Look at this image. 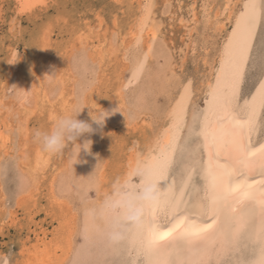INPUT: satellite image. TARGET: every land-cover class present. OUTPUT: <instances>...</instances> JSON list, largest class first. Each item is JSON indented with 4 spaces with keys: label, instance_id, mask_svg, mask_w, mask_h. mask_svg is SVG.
Listing matches in <instances>:
<instances>
[{
    "label": "bare ground",
    "instance_id": "1",
    "mask_svg": "<svg viewBox=\"0 0 264 264\" xmlns=\"http://www.w3.org/2000/svg\"><path fill=\"white\" fill-rule=\"evenodd\" d=\"M12 1L14 8L11 32L14 26L19 25L17 20L19 15L33 11L38 5L45 3V0ZM113 1V3H123V0ZM218 1L193 0L185 6L183 0H176L177 11L172 12L171 0H165L163 5L166 9L164 12L168 14L166 19L172 21L170 29H167L163 19L154 9L153 0H129L130 5L137 8V17L129 23L126 33L121 36V41H118L120 31L117 33L114 30L111 34L109 27L103 30L102 34H95L92 25L87 23V30H81L76 38L68 41V46L62 49V54L61 51L55 52L54 58H51L53 41L51 30L47 29L41 37V54L38 53L40 57L33 66L26 65L22 56L20 68L18 51L15 48L11 49L7 65L9 80L7 83H0V177L5 176L9 165L13 167L15 196L12 203L8 204V195L1 179L0 216L2 214L3 216L0 218V233L7 227H14L22 238L19 253L17 252L19 255L14 258L15 261L12 262L14 259H11L13 258L11 254L14 253L11 251L0 253V264H71L74 249L80 240L78 231L85 209L99 207L106 195L112 194L113 186L117 181L123 183L130 168L149 154L162 130L168 126L170 122L168 113L182 94L181 85L184 83L178 75L175 60L180 59L181 66H184L190 54L194 55L199 50L209 51L215 46L211 38L217 33L220 38V44L215 46L217 64L213 61L210 63L209 72L196 89L192 82L188 104L189 111L207 107L205 101L208 99L209 85L215 84L214 77L224 45L231 35L244 3V0ZM96 18L98 27L103 28L102 17L98 14ZM113 24L116 28V23ZM175 30L182 31L183 46L179 49L178 58ZM211 30L214 33L209 34ZM149 49L151 51L144 73L133 80L136 64L143 59V53L148 52ZM119 53L122 55L120 56ZM78 55L86 57L89 78L95 81L90 92L83 99L79 97V88L83 83L84 75L69 66L72 57ZM108 61L120 67V72L117 73L119 85L115 98L112 97L113 99L111 98L112 100L107 104H98L93 102L95 98H91V95L93 97L95 92L100 90L103 80L106 79L102 67ZM207 63L209 60L205 59L204 64ZM23 66H26L28 71H25L26 68ZM53 73L59 74L45 78L46 74ZM182 74L184 75V72ZM242 88L244 86H241V93ZM161 97L165 99L163 102L160 100ZM57 100L60 101L59 106ZM77 105L81 109L90 106L102 111L104 108L114 114L107 119L103 129L92 122L90 109L85 108L79 115L78 119L91 123L95 132L79 139V143L88 139L94 143L92 154L82 153L81 162L75 165V162H70L65 155L45 152L34 141L30 122L39 112L46 110L45 106H49L48 120L53 124L59 115L70 112ZM118 108L119 111H116ZM127 126L133 131L147 129L151 131V135L142 131V141L134 142L129 146L125 144L112 146L110 134H116L118 128L122 131L121 127L127 128ZM253 139L254 142L259 141L260 136L257 135ZM72 147L73 145L69 143L66 154ZM113 150L120 153L119 162L124 164L122 168L120 167L121 170L118 168V171H121L119 177L109 182V168L114 162ZM135 179L134 177V182ZM40 211L44 212V218H39ZM49 225L53 227L52 230L47 227Z\"/></svg>",
    "mask_w": 264,
    "mask_h": 264
},
{
    "label": "snow or ice",
    "instance_id": "2",
    "mask_svg": "<svg viewBox=\"0 0 264 264\" xmlns=\"http://www.w3.org/2000/svg\"><path fill=\"white\" fill-rule=\"evenodd\" d=\"M214 79L202 109L181 85L149 154L85 209L71 264H264V0H244Z\"/></svg>",
    "mask_w": 264,
    "mask_h": 264
},
{
    "label": "rangeland",
    "instance_id": "3",
    "mask_svg": "<svg viewBox=\"0 0 264 264\" xmlns=\"http://www.w3.org/2000/svg\"><path fill=\"white\" fill-rule=\"evenodd\" d=\"M164 1L165 0H153V6H154V9H155L156 13L158 14V16H160V18L163 19L164 26L167 27V29H170L172 21H170L169 19H166L168 14H166L164 12V10L166 11V9L163 5ZM183 1H184V5L186 6V5H189L190 3H192L193 0H183ZM221 1L222 0H219L218 2H221ZM12 2H13L12 0H0V16H1V20H0V79L1 80H0V83H3V82L7 83L9 80V78H8L9 77L8 66L7 65H8V59L10 58V55H11L10 53H11L12 48L17 49V51H18L17 52V54H18L17 58H18V62H19V67L21 66L20 57H22V56L25 59L26 65L33 66L34 64H37V62H35V61H38L37 59H39L38 57H40V54H41V46H42L41 37L43 36L44 32L47 29L51 30V35H52L51 37H52V41H53L51 49L53 51L51 50V56L50 57L54 58L53 54H55V52L57 53V52L61 51V54H62V52H63L62 49H64L65 47L68 46V43H69L68 41H71V39L73 40V38H76V35L81 30L82 31L87 30L86 29L87 23L92 25V28H93L92 30L95 34H102L103 30H105L107 28L109 29V27L111 29V30H109L111 34H113L112 32L114 30L117 31V33L120 31V33H119L120 37L118 38V41H121V38H122L121 36L126 33L128 27H129V23L132 21V19L137 17V15H136L137 14V8L135 6H131L129 0H123V3H116V2L113 3L114 2L113 0H45L44 4H41V6L38 5L36 8H34L33 11L30 10L28 13H26L24 15H19L17 17V20L19 21V25H18V27L14 26L15 28L11 32L10 26H12L11 20L13 18L12 14H13V8H14ZM171 2L173 5L172 6V12L177 11L176 0H171ZM200 3L201 2H199L198 5H200ZM185 12L186 11H184V14H185ZM95 14H97V15H95ZM98 14L104 20L103 28L98 27V19L96 18V17H98ZM165 20H166V22H165ZM113 23H116V26H117L116 28L114 27ZM95 26L98 28H96ZM76 27H78V28L76 29ZM175 33H176L175 34V42H176V47H177L176 57L178 58V56H180L179 49L182 48V46H183L181 43L182 42V40H181L182 39V31L175 30ZM212 33H214V32H212V30H211L209 34H212ZM216 34L217 33H214L213 37L211 38V40H212L211 42L215 43V46L220 44V38L218 37V34L217 35ZM259 40H261L260 34L257 35L256 45H259V43H260ZM16 43H17V45H16ZM118 44H119V42H118ZM215 46L211 47L209 49V51L199 50L194 55L190 54L188 56V60L184 66H181L182 62L180 59H176L175 63L178 66L177 72H178L179 77L184 82L186 80H188V78L191 79V77H192L191 80L194 83L193 87H195V89H196V87L199 85V83H201L203 81V79L205 78L204 76H206V74L209 72L208 68L210 67V63L213 61L215 64H217L216 60H215V59H217V56H216V52H217L216 47L217 46L216 47ZM38 53H40V54H38ZM198 54H200V56ZM119 55L121 56L122 54L119 53ZM26 59H28V60H26ZM205 59L209 60V63L204 64ZM192 60H194V61H192ZM109 63L110 62L108 61L102 67V73H106V76H105L106 79L103 80L100 90L96 91L95 95L93 97L91 95V98H95V99H93V102H98V104H101V103L107 104L110 100H112L113 98L116 97V91H117V88L119 85L117 77H118V74L120 72V67L118 64H115V63L109 64ZM23 67L26 68V66H23ZM206 67H207V69H206ZM183 69H184V71H183ZM188 70H189V72H187V73L189 75L187 73H185ZM25 71H28V69L26 68ZM190 71H192L191 72L192 74H190ZM183 72H184V75L182 74ZM199 73H201L202 75ZM26 74H28V73L26 72ZM185 77H187V78L185 79ZM108 80H109V82H108ZM112 80H114L116 82H113ZM243 86L245 89L242 88V95L246 94L248 92V90L249 91L251 90L252 84L250 82H245L242 85V87ZM71 88L72 87H70V89ZM246 90H247V92H245ZM113 93H114V96H113ZM160 100L163 102V100H165V99L163 97H161ZM56 103H57V106H59L60 101L57 100ZM48 108H49V106H45L46 110L41 112V113L39 112L38 113L39 115L37 114L31 120V122L33 121L32 123L30 122L31 131H33V129H35V128H50L52 126L51 120H48L50 118V117H48V115H49V109ZM125 127H121L122 131H119L120 128H118L117 129L118 131H116L117 132L116 134L111 133L110 141H111L112 146H118V145L123 146L124 144L129 146V145L133 144L134 142H138V141L143 140V134H142L143 130L139 129L137 131H133L131 129V127H129V126H127V128H125ZM144 132L151 135V131H149L147 129H146V131H143V133ZM119 156H120V153L117 152L116 150H113V153H112L113 158L112 159L114 162L111 163V166L109 168V173H108V181L109 182L115 181V179L119 177L118 175L121 172V171H118V168L121 170V168H122L121 166L124 163L119 162V160H121V158ZM118 162H119V164H118ZM6 172L7 173L5 174V176L0 177V180L2 179L1 181L4 184L5 192L8 195L7 196L8 200H9L8 204H10V203H12L14 196H15V194L13 192L14 188H15V171L13 170V167H11V165H9ZM40 209H42V207H40ZM2 211H3V209H2ZM20 214H23V212H20ZM43 214H44L43 211L39 212V218L40 219L44 218ZM2 216H3V214H2ZM2 216H0V218ZM47 227L49 229L51 228L50 230H52V228H53L51 225H49ZM15 230L16 229L14 227H7L4 231L1 232L2 234L0 233V253H6V252L9 253L11 251L12 253H14V255L11 254L13 257L11 259L18 257V255H19L18 253L20 250L19 249L20 248V242H21L20 239L22 238V236H20L18 230H16V231ZM16 233H17V235H16ZM2 235H5V237L4 236L2 237ZM24 235H23V237H24ZM8 246L11 247L10 250H9ZM16 246H18V247H16ZM14 261H15V259L12 260V262H14Z\"/></svg>",
    "mask_w": 264,
    "mask_h": 264
},
{
    "label": "clouds",
    "instance_id": "4",
    "mask_svg": "<svg viewBox=\"0 0 264 264\" xmlns=\"http://www.w3.org/2000/svg\"><path fill=\"white\" fill-rule=\"evenodd\" d=\"M69 66H71L74 71L81 72L84 75L83 83L79 88V97L83 99L88 95L95 83L94 79L89 78L90 72L86 57L84 55L72 57L69 61ZM59 73H53L52 75L46 74L45 78L54 77ZM20 90L25 91L22 89ZM85 108L91 110L89 115L91 116L92 122L98 125L101 129L105 126L107 119L114 114V112H109L102 107L101 111L90 106L81 109V107L77 105L70 112L59 115L50 128L33 129L32 135L34 141L47 153L63 154L70 162H75V165L80 163L82 153L86 152L89 155L92 154V146L94 143L91 139L85 140L83 143L78 142L81 137L95 132L91 123L78 119L79 115ZM116 111H119V108L116 109ZM69 143H71L73 147L71 151L66 154V149L68 148ZM81 179L86 178L81 177ZM117 183H119V181H117Z\"/></svg>",
    "mask_w": 264,
    "mask_h": 264
}]
</instances>
